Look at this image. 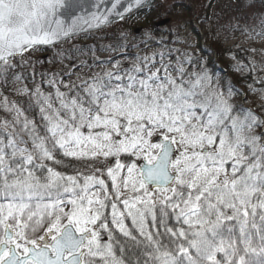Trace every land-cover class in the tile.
I'll return each mask as SVG.
<instances>
[{"label":"snow or ice","instance_id":"6c2138e0","mask_svg":"<svg viewBox=\"0 0 264 264\" xmlns=\"http://www.w3.org/2000/svg\"><path fill=\"white\" fill-rule=\"evenodd\" d=\"M144 3L113 0L99 13L103 0L92 12L85 0H0V71L40 45L85 25L99 27L112 15L123 19ZM148 60L116 75L115 85L112 73L107 82L95 80L85 88L86 100H66L57 89L59 107L37 88L46 135L27 118L15 131L23 113L15 104L7 108L16 118L0 125V264H127L109 222L133 247L143 246V259L134 264H264V138L254 134L257 118L234 115L222 91L205 95L207 75L187 87L182 67L179 82L167 67L163 76L159 68L142 75ZM154 136L162 139L153 142ZM57 152L115 158L107 175L114 198L124 197L123 209L108 202L100 176H66L50 167L47 161L61 163ZM121 154L144 163L125 165ZM169 219L176 226L168 227ZM158 221L164 233L150 230Z\"/></svg>","mask_w":264,"mask_h":264},{"label":"trees","instance_id":"16d2710c","mask_svg":"<svg viewBox=\"0 0 264 264\" xmlns=\"http://www.w3.org/2000/svg\"><path fill=\"white\" fill-rule=\"evenodd\" d=\"M218 1L219 0H208L207 2L199 1L198 4L197 0H169V2L165 0V3L161 6L162 8L147 10L141 12V14L150 15V11H153L161 16L163 15V7L169 3L170 6L182 10L188 16V26L190 31L195 35L198 46L194 47L191 54L186 58H182L180 62L189 67L190 70H194L196 78L198 74L199 76L207 75L210 80L211 88V90L208 91H222L225 97L231 100L234 115L243 118L244 115L251 112V114L257 118L254 134L264 138V102L259 105L254 104V106L248 105L251 98L256 101L258 94H264V81L255 78L259 76V74L257 73V67L252 65L249 59L251 54L248 49H233L225 46L226 43L230 41L229 35L234 31L246 29V31L252 30L255 32L251 33V35L261 33V30L255 29L251 24L253 22L251 21V17L246 18L247 14L238 17V15H240L238 13L240 6H256V4L251 3L249 0H232V2L234 1L237 4L233 6L232 13H236V15L232 17H237L233 21L244 20L245 25L239 23V27L233 29L229 33V27L225 22L221 21V19L224 20V15H220L219 8L215 7ZM232 13H230V15ZM139 15L140 14L137 16ZM137 16L114 26L110 30L71 40L53 50L35 49L25 54L22 58L13 60V67L7 71H0V125H3L5 121L11 124L16 118L14 111H7L8 107L15 104L23 113L19 118V122L15 125V131L19 132L24 119L27 118L35 123L36 130L41 135H46L47 121L44 120L43 114L40 111L42 98L35 95L37 88L44 96L46 93L45 90L47 89L44 86L49 83V79L59 81L72 67L80 65L83 68L92 69L93 66L99 63H105L107 59L110 58H108V56L120 55L122 52L125 54V59H130L134 51L137 50V47L142 50L149 49L151 48V43H153L152 46H155V43H159L162 48L163 45L159 40L163 38L159 36V29L154 25L152 27L151 38L156 36V39L147 40L145 36H140V33H137L138 29L134 25ZM260 21L264 23V17H262ZM219 24L222 26V32L217 31ZM123 36L127 38H123ZM170 36L171 39H167L165 42L166 49L163 52H154V61L160 62V67L166 63V60L173 63L175 62V55L173 54L175 46L173 41H176L174 40L176 36L175 32L170 31ZM125 39H128V42H125ZM104 56L106 59H102ZM226 57H232L233 62H229ZM103 78L104 76L96 77L95 80ZM95 80L92 79V81H89L87 84L83 83L82 89L72 88L71 91L69 90V96L71 98L76 96L81 99H87L85 96V88L94 83ZM103 80L105 82L108 81L107 78ZM179 80L180 77L177 81L179 82ZM183 80L185 86H189V84L186 83L187 79L183 78ZM191 82H194V80ZM17 85L25 86V93L13 94L14 87ZM246 95L249 97L246 98L247 100L244 99ZM244 100L246 103H244ZM37 101H40V103H37ZM9 131H13V128L10 127ZM20 135L23 136L25 140L28 139L27 132L20 133ZM0 138H3L2 128H0ZM56 159L60 160L61 163L56 164L53 161H47L46 163L66 176H79L82 178L86 175L96 174L105 180V183L110 189L109 182H111V178L107 175V168L114 167L115 158L109 157L104 159L100 157L95 160L87 158L74 159L65 157L62 153L57 152ZM119 159L121 163L125 165L130 162H136L138 165L142 164L141 160L133 161L131 155L127 154L121 155ZM97 169H99V171H97ZM37 174L39 175V173ZM111 197L112 199L108 202L117 203L113 194H111ZM118 207L121 208L119 203ZM105 215L110 221V207L105 211ZM125 223L129 228H132L130 219L126 220ZM167 225L168 227L176 226V221L174 219H169ZM109 227L113 233L112 243L114 248L117 250L118 255H120L119 249L124 248V258L127 264H134V261L138 258L143 259L140 254L143 247L142 245L133 247V242L124 237L110 222ZM150 230L153 232L159 230L161 233L165 231L163 225H161L159 221L156 225L151 226ZM101 235L104 241H108L107 233L102 232ZM161 238L167 243L166 235ZM138 239L143 238L138 236Z\"/></svg>","mask_w":264,"mask_h":264},{"label":"rangeland","instance_id":"374dc122","mask_svg":"<svg viewBox=\"0 0 264 264\" xmlns=\"http://www.w3.org/2000/svg\"><path fill=\"white\" fill-rule=\"evenodd\" d=\"M172 1V0H171ZM199 1L207 2L208 0H197L198 4ZM251 3L256 4V6H240L239 8V14L238 17L243 16L247 14L246 18L251 17V21H253L251 24L253 27L257 30H261L260 34H252L255 33L252 30L246 31V29H241L232 32L229 35V42L226 43V47L228 48H246L248 49L249 53L251 54V57H249L250 61L252 62V65H255L257 67V73L259 76H256L257 79H262L264 81V23L260 21L262 17H264V0H249ZM169 2V0H167ZM165 3V0H161L159 4L154 8L157 10L158 8H162L161 6ZM237 5L232 0H219L215 7L219 8V14L224 15V20L221 19L222 22H225V24L229 27V33L233 30L239 27V23H242L245 25V21H233L237 17H232L236 15V13L233 12V6ZM151 9V10H154ZM147 11V10H144ZM141 11V12H144ZM141 12H138L134 14L130 19L135 18L137 16L136 21L134 25L137 27L138 32L140 33V36H145L147 40L156 39V36H153L151 38V32L153 25L159 29V36H162V40H159L163 47L161 48L159 43H155V46H152L153 43L150 44L149 49H138L137 47L130 59H125V54L122 52L120 55L115 56H108L109 59H107V63H99L98 65L93 66L92 69H86L81 67L80 65H77L75 67H72L66 75H64L59 81L51 80L49 79V83L46 84L44 87L47 89L45 90L46 93L44 94V97L51 96L54 107H59V100L56 98L57 89H59L60 92L65 93V99L69 100L71 97L69 96V92L71 89L76 88H83V83L87 84L89 81H92V79L95 80L96 77H103V79L107 78L109 80V77L107 76V73H112L113 77L111 79V83L115 85L116 83H120V81L115 80L116 75L121 76H127L128 71L131 69L133 65H141V61L144 60L145 57L149 58L147 63V68L145 70V73H142V75L147 74V72L156 71V69H161L160 75L163 76V68L167 67L168 72L171 74L173 78L178 79L181 78V73L178 71L179 68H183L184 72L182 74L183 78H186V83L190 84L191 81L196 80V73H194V70H190L189 67L185 66L183 63L180 62L182 58H186L189 54H191L194 47L198 46V41L195 38V35L190 31V28L188 26V16L182 11L178 10L177 8H173L170 6V4H166L163 7V15L159 16V14L154 13L153 11H150L149 14H141ZM230 13H232L230 15ZM239 19V18H238ZM125 20V21H128ZM123 21V22H125ZM257 21V22H256ZM122 22V23H123ZM121 24V23H120ZM119 25V24H116ZM221 25L219 24V28L217 29L218 32L221 31ZM113 28V26H112ZM111 28H108L106 30H110ZM105 31V30H103ZM170 31L175 32L176 36L174 43V49L173 54L175 55V62H171L166 60V63L161 66V63L158 61H154V52H163L166 49L165 42L167 39H171ZM242 32V33H241ZM250 33V34H249ZM259 33V32H258ZM116 37V36H115ZM123 38H127L126 36H123ZM154 41V40H153ZM125 42H128V39H125ZM56 48V47H55ZM52 48L51 50H53ZM124 58V60H123ZM229 62H233L232 57H226ZM102 59H106L104 56ZM143 66V65H141ZM201 71V70H200ZM202 72V71H201ZM198 74V73H197ZM199 76V74H198ZM209 78V77H208ZM191 80V81H190ZM70 90V91H69ZM211 90L210 87L204 88V93L207 95L210 93ZM26 88L22 85H17L14 87L13 94H23L25 93ZM197 92L200 91L198 88L196 90ZM201 97H198L200 99ZM227 98V97H226ZM246 98H249L247 95ZM86 100V98H83ZM244 100V103L246 101ZM264 102V94H258L256 101L251 98L249 101V106H254L262 104ZM229 103L232 105L231 100L229 99ZM248 106V107H249ZM162 139L160 136H154L153 142H159ZM124 155V154H121ZM120 155V156H121ZM128 155V154H127ZM131 158L134 160H137L135 156H131ZM128 160V159H127ZM142 164L144 163L143 160H141ZM132 162L126 164L130 165ZM122 176L126 175V169L124 172L121 173ZM107 185V184H106ZM110 189L107 187L106 192L108 195L115 194V188L113 187L112 180L109 182ZM108 186V185H107ZM105 193L102 192L101 196H104ZM132 193L125 190V196H130ZM124 197H120L119 200H117V204L119 203L121 205V209H123L122 203L120 201Z\"/></svg>","mask_w":264,"mask_h":264},{"label":"water","instance_id":"95a60500","mask_svg":"<svg viewBox=\"0 0 264 264\" xmlns=\"http://www.w3.org/2000/svg\"><path fill=\"white\" fill-rule=\"evenodd\" d=\"M160 1L161 0H145V3L142 4L141 6L134 7L131 12H125L123 19H121L118 16L112 15V16L109 17V22L108 23H102V24L99 25V27H88L87 25H85L84 28L81 31L75 33L71 37L62 38L61 40L57 41L53 45H40L36 49H38V48H40V49H52V48H55L57 46H60V45H62L64 43H67V42H69V41H71L73 39H76V38L80 37L81 34L88 33V32H91V31H92V33H95L97 31L106 30V29L116 25L117 23H120V22H122L124 20L130 19L134 14H136L138 12H141V11L147 10V9L156 8V6L159 4ZM96 2H99V0H85V4H86V7H88L89 12L97 11L95 8L91 7V5L93 3H96ZM112 2H113V0H103V4L100 7V9L98 10L99 13L105 12L110 7ZM130 2H132V0H123V4H127V3H130ZM76 14L77 15H87L88 13H84V12H82L80 10H77Z\"/></svg>","mask_w":264,"mask_h":264},{"label":"bare ground","instance_id":"6f19581e","mask_svg":"<svg viewBox=\"0 0 264 264\" xmlns=\"http://www.w3.org/2000/svg\"><path fill=\"white\" fill-rule=\"evenodd\" d=\"M125 21V20H124ZM123 22V21H122ZM122 22H120V23H122ZM120 23H117V24H120ZM100 32H103V30L102 31H97V32H95V33H92V31L91 32H88V33H84V34H81L80 35V37H78V38H83V37H85V36H91V35H93V34H98V33H100ZM77 39V38H76ZM74 40V39H73ZM70 42V41H69ZM45 50H50V49H45Z\"/></svg>","mask_w":264,"mask_h":264}]
</instances>
